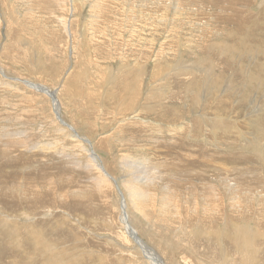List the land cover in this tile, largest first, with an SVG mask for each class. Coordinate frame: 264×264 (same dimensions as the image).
<instances>
[{"label": "rangeland", "instance_id": "rangeland-1", "mask_svg": "<svg viewBox=\"0 0 264 264\" xmlns=\"http://www.w3.org/2000/svg\"><path fill=\"white\" fill-rule=\"evenodd\" d=\"M120 1L0 0V264H264V0Z\"/></svg>", "mask_w": 264, "mask_h": 264}, {"label": "bare ground", "instance_id": "bare-ground-1", "mask_svg": "<svg viewBox=\"0 0 264 264\" xmlns=\"http://www.w3.org/2000/svg\"><path fill=\"white\" fill-rule=\"evenodd\" d=\"M122 2L123 1H126V3H127V1L128 0H121ZM120 1V2H121ZM129 1H131V0H129ZM155 1H161L163 4H165V8H166V11H165V13H164V16L167 14V10L168 9H170L169 7L172 5V8L174 9V13H176L177 12V8L176 7H174L173 6V3H174V1L172 2V0H142V4H143V2H145V3H147V5H145L146 7L148 6H150V3H154ZM189 1V0H188ZM192 1V0H191ZM195 1V0H194ZM205 1V0H204ZM222 1V0H221ZM220 1V2H221ZM239 1V0H238ZM102 2V1H101ZM121 2V3H122ZM178 1L176 0V3H177ZM187 2V1H186ZM117 3V2H116ZM115 3V4H116ZM124 3V2H123ZM128 3H131V2H128ZM128 3H127V5H128ZM189 2H187V4H188ZM192 3H193V1H192ZM195 3V2H194ZM193 3V4H194ZM221 3H223V2H221ZM115 4H113V5H115ZM135 4V3H134ZM154 4H156V3H154ZM199 4V3H198ZM220 4V3H219ZM219 4H216V5H219ZM131 5V4H130ZM144 5V4H143ZM158 5H159V3H158ZM177 5V4H176ZM190 5V4H189ZM195 5H197V4H195ZM121 6H122V4H121ZM152 6V5H151ZM154 6V5H153ZM213 6V5H212ZM245 6V5H244ZM111 8H113L114 9V7L116 8V6H110ZM133 7V6H132ZM143 7V6H142ZM155 7V6H154ZM156 7H157V5H156ZM163 7V8H164ZM207 7V6H206ZM214 7V6H213ZM219 7V6H218ZM224 7H226V6H224ZM230 7V6H229ZM228 7V8H229ZM109 7L107 6V8L105 7V9L104 10H102V11H100L101 13H104V14H107L106 12H108L110 9H108ZM124 8H125V6H124ZM126 8L128 9L129 7H127L126 6ZM134 9H136L135 7H133ZM153 8V7H152ZM158 8V7H157ZM220 8V7H219ZM107 9H108V11H107ZM116 9H118V8H116ZM123 9V8H122ZM130 9V8H129ZM141 9V8H140ZM143 9V8H142ZM141 9V10H142ZM161 9V8H160ZM230 9V8H229ZM131 10V9H130ZM144 10V9H143ZM142 10V11H143ZM145 10H146V8H145ZM156 11L157 9L155 8H153V11ZM158 10H159V8H158ZM157 10V11H158ZM179 10V9H178ZM191 10V9H190ZM233 10V9H232ZM98 11V10H97ZM119 11H121L120 13H123L122 12V10H121V8H120V6H119ZM127 12H129L128 10H126ZM136 11H137V9H136ZM147 11H149V10H147ZM146 11V12H147ZM155 11L153 12V13H155ZM162 11V10H161ZM196 11V10H195ZM99 12V11H98ZM114 12H115V10H114ZM131 13H132V11H130ZM139 12V11H138ZM159 12V11H158ZM157 12V13H158ZM149 13H151V12H149ZM173 13V14H174ZM115 14H117V13H115ZM128 14V13H127ZM133 14H134V12H133ZM201 14V13H200ZM103 15V14H102ZM119 15H121V14H119ZM126 15V14H125ZM129 15H132V14H129ZM137 15H138V13H137ZM149 15V14H148ZM153 15V14H152ZM156 15V14H155ZM154 15V16H155ZM203 15V14H202ZM104 16V15H103ZM122 16V15H121ZM128 16V15H127ZM135 16V15H134ZM145 16V15H144ZM143 16V17H144ZM160 16H161V14H160ZM101 17V16H100ZM156 17V16H155ZM159 17V16H158ZM166 17V16H165ZM174 17V16H173ZM145 18V17H144ZM244 18V17H243ZM146 19H147V17H146ZM152 19V18H151ZM157 19V18H156ZM194 19V18H193ZM148 20V19H147ZM183 20V19H182ZM226 20V19H225ZM154 21V20H153ZM157 22V21H156ZM200 22V21H199ZM202 25V24H201ZM69 28V27H68ZM239 28V27H238ZM70 29V28H69ZM66 30V29H65ZM67 31V30H66ZM232 34V33H231ZM71 36V35H70ZM21 37V36H20ZM19 37V38H20ZM176 38V37H175ZM22 40V39H21ZM20 40V41H21ZM25 40V38L23 37V41ZM29 41V40H28ZM26 42H27V40H26ZM25 44V43H24ZM226 45V44H225ZM228 45V44H227ZM24 46V45H23ZM27 47H29V45L27 46ZM33 47V46H32ZM30 49H32V48H30ZM211 51H213V50H211ZM160 52H161V50H160ZM35 56H37V55H35ZM225 57H226V55H225ZM230 58V57H229ZM37 60H38V56H37ZM36 61V60H35ZM38 63V62H37ZM36 64V63H35ZM2 70H1V68H0V72H1ZM86 72V71H85ZM109 72V71H108ZM2 73V72H1ZM163 73V72H162ZM206 73V72H205ZM207 73L209 74V71L207 70ZM206 73V74H207ZM3 74H4V72H3ZM161 74V73H160ZM7 76V75H6ZM138 77V76H137ZM210 77V76H209ZM18 78H20V77H18ZM11 79H12V77H11ZM137 79V78H136ZM143 79V78H142ZM17 80V79H16ZM139 80V79H138ZM23 81V80H22ZM219 82V81H218ZM23 83L24 84H27L28 86H30V87H32V88H34V89H36V90H39V91H41V92H43V93H45V94H47L48 95V97H50L51 98V100H52V102H53V106H54V110H55V112H56V115L60 112L59 111V107H60V105H58V99H56L55 98V93L54 92H52V90L50 89V88H48V87H46V86H44V85H41V84H39V83H33V81H31V82H29V81H23ZM140 83V82H139ZM213 84V83H212ZM137 85V84H136ZM135 85V86H136ZM141 85V84H140ZM220 85V84H219ZM77 87V86H76ZM29 88V87H28ZM80 89V88H79ZM135 89V88H134ZM73 91V90H72ZM74 91H75V88H74ZM72 92V93H75V92ZM77 91H79L78 89H77ZM166 91V90H165ZM79 93V92H78ZM76 94V93H75ZM132 105V104H131ZM256 105V104H255ZM254 105V106H255ZM124 106V105H123ZM255 112H257V110L255 111ZM259 113V112H258ZM57 117H58V119H59V121L60 122H62V123H65V124H67L62 118H61V116L58 114L57 115ZM216 119H217V117H216ZM215 119V120H216ZM217 121V120H216ZM64 124V125H65ZM68 125V124H67ZM68 128H70L71 130L73 129L70 125H68L67 126ZM74 130V129H73ZM75 131V130H74ZM76 133H74L73 134V138L74 137H76L77 138V136H78V138H81V137H79V135H75ZM11 135V134H10ZM71 136V135H70ZM259 138V137H258ZM257 138V139H258ZM82 139V138H81ZM83 141H85V142H87L88 144H89V141L88 140H86V139H82ZM258 141H259V139H258ZM246 142H249V141H246ZM261 145V147H263L264 146V143H262V144H260ZM13 146V145H12ZM14 147V146H13ZM188 147V146H187ZM12 148V147H11ZM193 148V147H192ZM34 150V149H33ZM260 150V149H259ZM259 152V151H258ZM215 153V152H214ZM90 154L92 155V158L93 159H95V155L93 154V152L91 153L90 152ZM261 154H262V152H261ZM93 163V162H92ZM91 163V164H92ZM143 163V162H142ZM172 164V163H171ZM96 166H97V164H96ZM178 167V166H177ZM179 168V167H178ZM187 168V167H186ZM148 169V168H147ZM146 169V170H147ZM199 169V168H198ZM206 170V169H205ZM99 171V170H98ZM102 171V170H101ZM196 171V170H195ZM96 172H97V170H96ZM103 172V171H102ZM182 172V171H181ZM198 172V171H197ZM202 172V171H201ZM206 172V171H205ZM204 172V173H205ZM104 173V172H103ZM203 173V172H202ZM188 174V173H187ZM104 175H105V173H104ZM142 175V174H141ZM157 175V174H156ZM163 175V174H162ZM199 175V174H198ZM202 175V174H201ZM106 177V176H105ZM108 177V176H107ZM145 177V176H144ZM174 177V176H173ZM181 177H183V176H181ZM201 177V176H200ZM154 178V177H153ZM159 178V177H158ZM97 179V178H96ZM200 179V178H199ZM205 179V178H204ZM105 180V179H104ZM155 180H157V179H154V181ZM180 180V179H179ZM202 180V179H201ZM144 181V180H143ZM147 181V180H146ZM226 181V180H225ZM216 182V181H215ZM215 182H209L208 184H207V186H206V188H205V194H204V196H205V198H203V199H206V197L208 198V197H211V198H213V196H214V198L216 199V201H220L221 199H220V192H217V190L215 191ZM202 184H205V183H202ZM174 185V184H173ZM98 188L100 189V192H99V190H98ZM169 188V187H168ZM96 189H97V191L99 192V194L101 193V192H103L104 194H105V191H106V189L104 188V187H99V186H97L96 185ZM134 189V190H133ZM131 188V193H130V196H131V200H133L134 201V206H135V208H139L140 206H143L144 205V202H143V200H145V198L146 197H148V199H149V196L147 195L148 193H146V191H141V190H139V189H135V188ZM232 190V189H231ZM95 191V190H94ZM145 192V194L144 193H141V192ZM233 191V190H232ZM96 192V191H95ZM170 192H173V191H170ZM120 193V195H121V192H119ZM175 194V193H174ZM155 195V194H154ZM60 196V195H59ZM236 197V196H235ZM165 198V197H164ZM164 198H163V200H164ZM172 198H174L175 200H174V203H172V204H174L175 205V202H176V196H173ZM50 199V198H49ZM168 199V198H167ZM237 200L238 199H240V196H239V198H236ZM13 199H10V201H12ZM38 201H39V198L38 199H34V201H33V204H35L36 206H39V204H37L38 203ZM8 202V201H7ZM173 202V201H172ZM73 203V202H72ZM72 203H70L69 205H72ZM194 203H196V202H194ZM206 203H207V205L206 206H208V205H210V204H212V199L211 200H209V201H206ZM205 204V203H204ZM73 205H76L75 204V202L73 203ZM167 205V203L164 201L163 203L161 202V207H163V206H166ZM57 206V205H56ZM160 206V205H159ZM176 206V205H175ZM238 206V205H237ZM52 207V206H51ZM164 209H165V207H164ZM168 209V208H167ZM167 209H166V211H167ZM195 209V208H194ZM25 210H28L29 211V209L28 208H25ZM50 210V209H49ZM161 210V209H160ZM170 210V209H169ZM51 211V210H50ZM170 212V211H169ZM23 213V212H22ZM35 214H36V212H34ZM44 214H45V212H44ZM48 214V213H47ZM47 214H45L44 216H46ZM121 215H120V220L123 222V224H124V230L127 232V234L134 240V242H135V244L138 246V248H141L142 249V245H144V243L140 240V239H138L137 238V236H136V232H135V230L127 223V213H126V210H125V202H124V198L122 197V201H121V213H120ZM158 214V213H157ZM41 215V214H40ZM39 215V216H40ZM164 215V214H163ZM42 216V215H41ZM190 216V215H189ZM224 216H228V214H224ZM8 217V216H7ZM50 217V216H49ZM34 218H36V215L35 216H32V217H28V221L29 222H31L32 224H31V226L33 227V226H36V225H39V224H42V221H36V220H34ZM171 218H173V217H171ZM37 219V218H36ZM178 219V218H177ZM8 220V219H7ZM232 221V219L229 217V218H227V223L229 222V221ZM170 221V220H169ZM175 222H177L178 224H180L179 223V221H176V220H174ZM203 221V220H202ZM206 222V221H205ZM225 222H226V220H225ZM190 224H191V222H190ZM17 225V224H16ZM202 225L205 227V223H203L202 222ZM27 229V228H26ZM42 230V229H41ZM36 231V230H35ZM214 231V230H213ZM237 233H238V231H239V229L237 228ZM17 232V231H16ZM18 232H19V230H18ZM214 232H216V231H214ZM219 232V231H218ZM33 234V233H32ZM40 234V233H39ZM42 234V233H41ZM16 235H17V233H16ZM34 235V234H33ZM182 235H187V233H183V231H182ZM195 235V234H194ZM218 235V234H217ZM14 236V235H13ZM40 236V235H39ZM241 236V235H240ZM245 237V236H244ZM16 238H17V236H16ZM218 238V237H217ZM17 239H21V236H19ZM106 239H108V238H106ZM186 239H187V241H189V238H187V236H186ZM197 239V238H196ZM13 240V239H12ZM15 240V239H14ZM13 240V241H14ZM24 240V239H23ZM23 240H22V243H23ZM193 240V239H192ZM244 240H245V238H244ZM247 240V239H246ZM248 240H249V238H248ZM32 241V240H31ZM38 241V240H37ZM64 241V240H63ZM110 241H112V240H110ZM17 242V241H16ZM20 242V241H19ZM219 242H221V239L219 240ZM11 243V242H10ZM193 243V242H192ZM201 243H203V245L200 247V248H198L199 250V252L200 253H202L203 255H212V257H215L216 256V254H217V251H218V249L216 248V247H212V246H210L209 245V243H208V241H203V242H201ZM236 243H238V242H236ZM9 244V243H8ZM16 244V243H15ZM14 244V245H15ZM19 244V243H18ZM36 244H38V246L39 247H36V245L35 246H28V244H26V246H27V249H28V247H30L31 248V250H33L37 255L39 254V253H41L42 252V250H41V248L40 247H44V246H47L48 248H49V250H48V253L49 254H46V250H44V252H45V255H48V257H53L54 258V262L56 263V264H63V258L62 257H60V254H56V250H57V248H56V246H54V245H49V243H44V244H46V245H42L41 244V242H37ZM67 244V243H66ZM116 244V243H115ZM194 244H197V243H194ZM13 245V244H12ZM241 245H243V246H237V245H233L232 247H234V249H235V253H236V255L235 256H238V250H239V252H241V250H240V248L242 249V252H241V255H242V258L244 259V263L243 264H252V262H253V258L252 257H249V255H251L250 253H248V248L247 247H245L244 246V244H241ZM250 245H251V247L252 248H254L255 246H254V244L252 243V240L250 241ZM19 246H21L22 247V245H19ZM194 247H195V245H194ZM219 247H220V250L218 251V257H219V253H220V257H221V259L222 258H224V260H226V259H228L229 258V256H231V255H233L232 254V248H229L228 246H226V248H223V247H221L220 245H219ZM250 247V246H249ZM19 248V247H18ZM11 249V248H10ZM60 249H62V248H60ZM237 249V250H236ZM255 250H256V248H254ZM5 250V249H4ZM59 250V249H58ZM143 250V249H142ZM67 251V250H66ZM123 251V250H122ZM25 252H27L26 250H25ZM65 252V251H64ZM63 252V253H64ZM92 253V252H91ZM89 254V253H88ZM128 254V253H127ZM249 254V255H248ZM55 255V256H54ZM101 256H103V255H101ZM198 256V255H197ZM135 257V256H134ZM138 257H139V255H138ZM137 257V258H138ZM144 257V256H143ZM147 258H146V260H144V261H146V263H149V264H163L162 263V261L161 260H159V259H154V257H152L151 256V254L150 253H147V256H146ZM241 257V256H240ZM52 258V259H53ZM56 258V259H55ZM62 258V259H61ZM100 258H103V257H100ZM136 258V257H135ZM145 258V257H144ZM149 258H152V259H149ZM121 259V258H120ZM55 260H58V261H55ZM122 260V259H121ZM131 260V259H130ZM132 261V260H131ZM15 262V261H14ZM65 262V261H64ZM68 262V260L66 261V263ZM120 262V261H119ZM124 263V262H123ZM122 263V264H123ZM68 264V263H67ZM72 264V263H71ZM200 264V263H199ZM204 264V263H203Z\"/></svg>", "mask_w": 264, "mask_h": 264}, {"label": "water", "instance_id": "water-1", "mask_svg": "<svg viewBox=\"0 0 264 264\" xmlns=\"http://www.w3.org/2000/svg\"><path fill=\"white\" fill-rule=\"evenodd\" d=\"M76 135V134H75ZM78 137V136H77ZM89 152H93L92 150L91 151H89ZM100 169L107 175V176H109L110 177V175L109 174H107V172H105V170L103 169V167L102 166H100ZM112 178V177H111ZM112 180H113V178H112Z\"/></svg>", "mask_w": 264, "mask_h": 264}]
</instances>
